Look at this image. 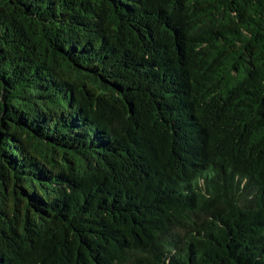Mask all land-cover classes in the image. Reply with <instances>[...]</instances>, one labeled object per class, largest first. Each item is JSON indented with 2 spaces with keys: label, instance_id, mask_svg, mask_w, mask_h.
Wrapping results in <instances>:
<instances>
[{
  "label": "trees",
  "instance_id": "trees-1",
  "mask_svg": "<svg viewBox=\"0 0 264 264\" xmlns=\"http://www.w3.org/2000/svg\"><path fill=\"white\" fill-rule=\"evenodd\" d=\"M0 264H264V0H0Z\"/></svg>",
  "mask_w": 264,
  "mask_h": 264
}]
</instances>
